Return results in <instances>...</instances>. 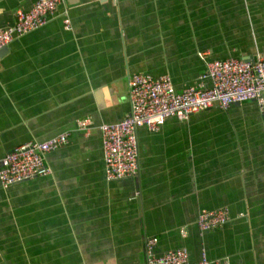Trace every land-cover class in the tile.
Listing matches in <instances>:
<instances>
[{
  "label": "crops",
  "instance_id": "crops-1",
  "mask_svg": "<svg viewBox=\"0 0 264 264\" xmlns=\"http://www.w3.org/2000/svg\"><path fill=\"white\" fill-rule=\"evenodd\" d=\"M37 1L0 0V28ZM230 57H264V0H66L1 51L0 165L16 147L72 135L45 156L49 175L0 183V264H146L149 237L158 253L187 249L193 264L203 250L211 261L264 264L255 102L140 128L138 175L105 172L101 127L130 114L132 75H170L178 91L210 87L206 61ZM222 208L230 221L201 231L199 215Z\"/></svg>",
  "mask_w": 264,
  "mask_h": 264
},
{
  "label": "built area",
  "instance_id": "built-area-1",
  "mask_svg": "<svg viewBox=\"0 0 264 264\" xmlns=\"http://www.w3.org/2000/svg\"><path fill=\"white\" fill-rule=\"evenodd\" d=\"M66 0H38L31 9L15 12V24L0 28V51L14 40L44 27ZM68 28L70 21L65 20ZM204 59V55L201 54ZM209 80L210 87L188 86L178 91L170 75L153 77L134 74L129 78L128 89L131 112L123 120L104 124L102 149L106 177L109 181L132 178L140 171L137 131L147 128L157 133L170 118L188 120L192 114L218 106L222 110L234 104L255 102L264 110V57L256 61L239 58L206 61L201 77ZM89 120L80 121V129L89 130ZM71 132H65L43 143H29L16 147L1 160L0 183L10 186L47 176L51 173L45 156L66 145ZM230 221L226 208L203 211L197 220L203 232L222 228ZM159 240L149 237L145 241L146 264H193L185 248L158 253ZM198 264H232L228 260L211 261L205 250Z\"/></svg>",
  "mask_w": 264,
  "mask_h": 264
},
{
  "label": "water",
  "instance_id": "water-1",
  "mask_svg": "<svg viewBox=\"0 0 264 264\" xmlns=\"http://www.w3.org/2000/svg\"><path fill=\"white\" fill-rule=\"evenodd\" d=\"M5 49H6V48H3L1 51L5 50ZM1 51H0V52H1Z\"/></svg>",
  "mask_w": 264,
  "mask_h": 264
},
{
  "label": "bare ground",
  "instance_id": "bare-ground-1",
  "mask_svg": "<svg viewBox=\"0 0 264 264\" xmlns=\"http://www.w3.org/2000/svg\"><path fill=\"white\" fill-rule=\"evenodd\" d=\"M198 226V225H197Z\"/></svg>",
  "mask_w": 264,
  "mask_h": 264
}]
</instances>
